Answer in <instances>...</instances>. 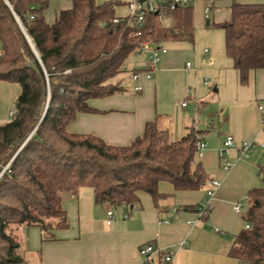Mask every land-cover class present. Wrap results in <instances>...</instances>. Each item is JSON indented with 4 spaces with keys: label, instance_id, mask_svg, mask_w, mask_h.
<instances>
[{
    "label": "trees",
    "instance_id": "16d2710c",
    "mask_svg": "<svg viewBox=\"0 0 264 264\" xmlns=\"http://www.w3.org/2000/svg\"><path fill=\"white\" fill-rule=\"evenodd\" d=\"M70 1L71 7L48 24L49 0H0V81L20 89L14 115L0 124V264L21 262L15 227L34 226L43 234L52 226L67 227L65 193L88 187L95 204L129 213L140 208L138 194L145 192L162 214L167 208L161 201L170 196L158 192L160 183L175 191H199L208 182L196 150L202 131L190 129L171 141L153 120L127 146L67 132L78 114L96 113L89 101L125 92L109 81L125 73L132 53L145 45L193 44V8L146 14L138 27L133 17L116 16L115 9L127 6V0ZM229 11L228 21L213 26L224 31L225 53L246 85L251 71L264 69V4L231 0ZM168 19L171 23L163 24ZM248 202L241 217L249 227L233 237L228 255L237 264H264V187L251 190ZM197 206L176 212H197Z\"/></svg>",
    "mask_w": 264,
    "mask_h": 264
},
{
    "label": "crops",
    "instance_id": "0c3cea01",
    "mask_svg": "<svg viewBox=\"0 0 264 264\" xmlns=\"http://www.w3.org/2000/svg\"><path fill=\"white\" fill-rule=\"evenodd\" d=\"M105 1L107 0H97L98 3ZM202 1L204 18L208 17L204 14L206 7H211L210 13H214L212 20L206 21L207 27L229 20L231 1ZM237 2L264 4V0ZM70 7V0H49L48 8L44 12L45 22L53 23L58 12ZM115 12L117 17L128 15L126 6L117 7ZM170 23V19L163 21L165 25ZM163 45L161 47L164 48ZM187 52L180 47L167 50L160 56L150 78L140 74L137 81L131 79V74L145 70L147 63L132 70L125 64V73L109 81L120 84L125 92L89 101V106L96 113L78 114L75 121L67 127V132L92 134L109 145L127 146L143 133L147 122L157 120L159 129L167 131L171 141L181 139L190 129L202 131L206 141L209 133L189 122L187 114L186 118L178 121L180 99H175L173 105H167L166 108L157 102L156 90L160 75L190 71L191 68L186 70L185 65L183 66L184 59L188 57ZM208 55L210 56V52ZM186 63L190 62L185 61ZM202 65H206L204 59ZM214 66L213 63L209 67ZM137 85L141 88L139 92L134 90ZM247 86L252 87L251 94H246V90H243L242 93L247 95V99L236 105L237 117L227 116L223 120L217 139L210 138L199 157L208 175L205 188L199 191H175L172 185L160 183L158 192L170 196L161 201V207L167 208L162 214L154 206L151 196L145 192L138 194L140 208L134 207L129 213L124 208L116 213L109 205L95 204L92 190L88 187H81L75 193H65L62 200L66 212V228L52 226L47 234L34 226L14 228L18 245L16 254L21 259L19 264H139V250L147 243H152L161 250H171L174 253L172 264H237L228 254L233 237L245 224L243 225L241 215L235 213L234 207L241 203L245 212L249 204L248 193L264 187V149H256L243 161H237L234 151L221 158L218 149L226 136H231L236 145L245 141L264 142V134L261 132L262 118L258 110L259 106L264 108V69L251 71ZM19 93L20 89L16 84L0 81L1 122L9 120L7 114L4 116V112L2 113V109L13 106ZM229 108H232L231 103ZM226 161L232 163L228 170L223 169ZM214 180L219 182V187L210 201L211 211L206 220L199 221L196 212H176L179 207L197 206L204 202L208 183ZM110 209L113 211L111 219L107 216ZM161 218L170 222L160 223ZM109 220L110 224H107ZM43 237L46 238L43 240Z\"/></svg>",
    "mask_w": 264,
    "mask_h": 264
},
{
    "label": "rangeland",
    "instance_id": "374dc122",
    "mask_svg": "<svg viewBox=\"0 0 264 264\" xmlns=\"http://www.w3.org/2000/svg\"><path fill=\"white\" fill-rule=\"evenodd\" d=\"M228 1L231 0H224L225 3ZM213 14V12H209L208 17L204 18L203 1L196 2L193 5V44L167 42L163 45L168 51L178 47L187 50L186 55L188 57L184 59L183 66L185 65V61H188L192 67L188 73L182 71L180 74L175 73L171 75L164 73L160 75V81L156 90L157 102L165 108L167 105L171 107L175 99L186 102L188 108L179 107L178 121L180 118H186L187 114L189 122L209 133L206 142H209L210 138L211 140L217 139L218 129L223 125V120L227 116L231 118L237 117L238 112L236 108L238 106L236 105L239 102H245L247 92L251 94L250 90H252L251 86L240 83L238 74L233 68L232 60L225 53L224 31L217 27L206 26V21H211ZM150 48H153V46H150ZM207 49L210 52L211 59L214 61V67L202 65L204 59L203 52ZM150 55L151 52L149 50L132 53L127 58L125 64L129 70H132L141 64L148 63ZM175 56L179 57V55ZM172 76L174 77L170 79ZM204 80L209 82L208 86L204 85ZM182 87L184 90H181ZM185 88H188L190 91V98L186 100H184ZM243 90H246V94L242 93L244 92ZM230 103L232 104V108H229ZM10 109L13 110L12 105L7 109L5 108V110L2 109L4 116L6 114L8 116ZM1 123L3 122L0 121ZM111 209L119 213L122 208Z\"/></svg>",
    "mask_w": 264,
    "mask_h": 264
},
{
    "label": "built area",
    "instance_id": "2783aa9c",
    "mask_svg": "<svg viewBox=\"0 0 264 264\" xmlns=\"http://www.w3.org/2000/svg\"><path fill=\"white\" fill-rule=\"evenodd\" d=\"M127 9H128V15L133 17L135 20V23L138 27L142 26L143 23V17L146 14H155L159 13L161 9L169 8L171 10L179 7V8H189L193 7V5L198 2L199 0H127ZM210 12V7H206L204 9L205 17L208 16V13ZM114 23H117V20H113ZM139 35V33L134 34ZM144 49L149 50L151 52V55L149 57V61L146 65V69L143 72L139 73H133L131 74V79L133 81H137L140 74H144L147 78H150L151 72L154 71L160 61V56L162 54H165L167 50L161 46L150 48V46L145 45ZM208 50L204 51V62L208 66H212L214 61L211 59V57L208 55ZM1 55V51H0ZM191 68L190 63L185 64V69L189 70ZM204 85L208 86L209 82L204 80ZM134 90L136 92H139L141 88L137 85L135 86ZM190 91L188 88H185V97L184 100L189 99ZM179 106L185 107L186 102L181 101L179 103ZM259 112L261 113L262 118V133L264 134V108L262 106L258 107ZM14 115V111H10L8 113V118H12ZM196 150L198 157L201 156L203 151L207 147V143L204 138V134H197L196 137ZM264 149V142L258 143L256 141H245L240 143L239 145H236L233 138L231 136H226L223 140L222 146L218 149V155L221 158L227 157L230 155L231 152H236L237 154V161H243L247 160L251 153H253L256 149ZM232 166V163L229 161H226L223 164V169L228 170ZM264 181V176H263ZM208 187L205 190V201L202 202L197 206V216L199 221H204L209 216L211 211L210 201L212 200L215 190L219 187L218 181H211L208 183ZM234 211L237 214L242 215L243 213V205L241 203H237L234 207ZM107 216L109 219L112 217V211H107ZM160 223H162L160 221ZM163 223H168L167 221ZM107 224H110V220L107 222ZM244 227L247 229L249 225L245 223ZM139 254L141 257V261L139 264H172L174 253L171 250H161L152 243H147L143 245L140 250Z\"/></svg>",
    "mask_w": 264,
    "mask_h": 264
},
{
    "label": "water",
    "instance_id": "95a60500",
    "mask_svg": "<svg viewBox=\"0 0 264 264\" xmlns=\"http://www.w3.org/2000/svg\"><path fill=\"white\" fill-rule=\"evenodd\" d=\"M6 4L8 5L7 2H6ZM157 14H158V13H155V15H157ZM16 20H17V22H18V24H19V26H20L22 32L24 33V35H25V37H26V39H27V41H28V43H29V45H30L32 51L34 52V54H35V56L37 57V59L40 61L39 54H38L37 50L35 49V47H34L32 41H31V39H30L29 36L25 33L23 27L21 26V24L19 23V21H18L17 18H16ZM207 24H208V22H207Z\"/></svg>",
    "mask_w": 264,
    "mask_h": 264
}]
</instances>
